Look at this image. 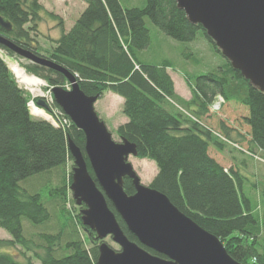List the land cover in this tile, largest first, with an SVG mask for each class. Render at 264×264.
Returning a JSON list of instances; mask_svg holds the SVG:
<instances>
[{"label":"trees","instance_id":"1","mask_svg":"<svg viewBox=\"0 0 264 264\" xmlns=\"http://www.w3.org/2000/svg\"><path fill=\"white\" fill-rule=\"evenodd\" d=\"M85 2L74 25L68 31L62 27L60 37L54 40L48 54L38 50L32 34L39 31L45 9L40 0H0V17L12 24L11 30L0 24V34L67 69L87 95L100 99L111 91L123 97V113L128 121L118 126L117 135L136 144L137 157L156 163L158 172L150 186L219 237L234 259L242 264H264V242L260 238L264 213L259 221L243 190V175L233 167L226 168L210 154L212 145L222 150L227 142L210 130L212 126L197 122L182 110L200 120L213 116L210 106L218 95L226 102L245 106L248 114L243 120L249 127L248 132L231 126L222 118L218 120V127L235 142L247 141L249 149L245 150L257 155L259 150L264 152V91L253 86L223 56L224 60L211 71L195 77L185 74L191 98L184 99L176 92L168 70L172 67L169 61L147 63L139 57L151 44L146 19L179 41L192 42L202 34L212 50L222 54L205 29L189 21L176 0H146L143 6H125L121 0ZM60 24L63 26V22ZM0 50L8 56L15 55L1 43ZM185 56L198 60L193 53ZM25 69L47 81L49 90L52 86L65 88L69 83L63 72L45 65L31 62ZM31 99L37 103L39 98H32L31 93L20 86L0 55V229L11 235L10 239L0 237V264H35V260L40 264H97L101 240L84 226L82 206L76 214L67 211L65 206L69 201L76 207L75 200L69 196L74 165L68 137L85 154V133L73 122L64 129L46 119L33 118L29 107ZM46 104L47 108L37 105L50 114L54 108H61L54 98L52 106L47 101ZM85 157L95 178L86 154ZM56 177L60 178V184L53 186L51 181ZM24 180L43 182L48 186L46 194L26 190L20 185ZM124 189L129 195L135 193L130 177H125ZM262 195L264 199V191ZM108 203L129 239L141 244L112 202L108 200ZM23 218L43 225L58 218L59 231L52 234L45 229L37 234L39 242H36L34 237L24 235ZM67 220H71L70 226ZM77 224L86 232L87 240L81 238ZM65 231L70 232L66 241ZM73 235L78 238L74 239ZM42 241L47 244L44 246ZM17 244L31 249L42 246L44 250L43 253L34 251L33 257L23 253L24 259L2 251ZM65 248L70 252L65 254Z\"/></svg>","mask_w":264,"mask_h":264},{"label":"water","instance_id":"2","mask_svg":"<svg viewBox=\"0 0 264 264\" xmlns=\"http://www.w3.org/2000/svg\"><path fill=\"white\" fill-rule=\"evenodd\" d=\"M176 2L190 22L205 29L233 68L264 91V0ZM0 24L6 30L12 28L2 17ZM0 43L15 55L63 72L72 85L71 89L52 86L51 92L65 114L85 133L84 150L95 178L82 148L68 137L74 164L70 189L76 205L82 206L84 226L101 240L97 264H242L219 237L184 214L165 194L143 184L129 160L131 155H138L136 144L126 138H113L96 111L98 96L87 95L76 77L51 59L2 34ZM37 104L47 108L45 98L40 97ZM125 177L133 180L136 191L132 195L124 189ZM108 200L143 246L129 239ZM109 236L119 250L107 242Z\"/></svg>","mask_w":264,"mask_h":264},{"label":"rangeland","instance_id":"3","mask_svg":"<svg viewBox=\"0 0 264 264\" xmlns=\"http://www.w3.org/2000/svg\"><path fill=\"white\" fill-rule=\"evenodd\" d=\"M40 1L44 5L45 9L42 11V20L38 25L39 31L33 32L32 34L37 40V42H35V45L39 47L38 50H40L44 54H48L55 44L54 40L60 37L62 33V27L67 31L71 29L76 19L83 11L82 8L84 7V4L86 2L85 0ZM121 2L125 6H143L146 3V0H121ZM51 13L57 15V17H53ZM146 21L151 31V44L147 49L140 52L139 57L147 63L158 64L166 60L169 61L172 64V67H169L168 70L174 79L176 90L180 94L183 95L186 92V87L188 88L184 77L185 74H188L190 77H195L196 75L206 73L215 69L217 65L224 60V57L222 55L217 54L212 50L210 43L205 37L202 36V34L198 37V39L192 42L179 41L163 33L157 26L152 23L149 18H147ZM62 22L63 26H61L60 24ZM186 53H193L198 58V60H195L190 56L186 58ZM0 55L5 59L9 67L11 61L19 62L24 68L27 65L31 64L30 60L18 55L8 56L4 50H0ZM20 86L27 92H30L21 84ZM48 87L49 84L46 81V84L42 87V94L36 97L45 98V100L52 106L53 97L51 90H49ZM31 95L32 98H35L32 93ZM31 102H34L37 105L34 99H31L30 103ZM123 105V97L111 91L106 92L104 96L98 99L95 103L96 111L98 112L100 118L106 123L108 129L112 132L113 138L116 141H121V138L117 135V129L115 125L116 123H119L122 118H126V115L123 113ZM29 107L33 118L45 119L44 117L37 116L35 114L32 104H30ZM40 108L44 109L43 107ZM44 110L49 115V121L51 114L46 109ZM110 114L113 115L114 119L109 118ZM247 114L248 110L245 106L236 102H225L219 112L213 113V118H211L210 120H208L207 118H203V120L201 121L206 125L212 126L214 131H218L221 134L222 132L219 131L218 127V120L221 118L227 120V122L231 126L239 127L241 130H245L246 132H248L249 127L244 123L243 120V117ZM223 136L227 137L226 135ZM220 139L222 140V138ZM229 140L234 144H238L239 148L228 142V145L222 150L212 145L210 148V154L212 156H215V154L217 153L226 155L232 162L235 170H238L243 175V190L250 198L253 211L258 217L259 221H261L264 213V199H262V194L264 191V152L259 150V152H257L258 156L251 155L246 151L249 149V144L247 142H242L241 140H238L237 142L231 139ZM129 160L132 162L135 170L140 175L143 184L149 186L153 177L157 173L158 168L156 163L152 160L142 159L133 155L129 157ZM70 166L71 163L69 164V167ZM51 184L53 186L60 184V178L56 177L51 181ZM20 185L24 186V188L28 191L33 192L34 190H39L38 192L42 193L43 195H45L46 190H48V186L43 182L24 180L20 183ZM69 190V196L73 198L70 187ZM65 206L67 211L74 212L75 214L79 211V206L75 204L76 207H74L73 204L69 201L67 203L65 202ZM22 222L24 235L30 239L31 237H34L36 242H39V237L37 234L43 233L45 229H48L47 232L50 231L49 233L52 234H55L59 231L58 218L51 220L46 225L33 224L27 218H23ZM71 223V220H67L68 226H70ZM78 227L80 229L81 236H83L81 238L87 240V234L84 229L79 225ZM263 232L264 229L261 230L260 234L262 242H264ZM65 233L66 234L64 235V240L66 241L68 240L67 238L70 232L65 231ZM0 237L10 239L11 235L6 230L0 229ZM72 237L76 239L78 238V235H73ZM106 240L114 249H120L119 245L116 244L110 236L107 237ZM44 242L45 241H42L40 243H43L45 246L47 243ZM88 245H90L89 241ZM38 247H33L31 249L17 244L16 246H7L2 249V251L7 250L15 255L17 254L20 259H24L25 256L23 253L31 257H33L34 251H37V253H43L44 247ZM69 252L70 250L65 248L64 253L67 254ZM35 264H40V262L38 260H35Z\"/></svg>","mask_w":264,"mask_h":264},{"label":"bare ground","instance_id":"4","mask_svg":"<svg viewBox=\"0 0 264 264\" xmlns=\"http://www.w3.org/2000/svg\"><path fill=\"white\" fill-rule=\"evenodd\" d=\"M10 68L15 74L19 83L24 86L27 90H29L34 95V97L42 94V87L46 84V81L44 79L34 74H29L26 69L17 61H11ZM30 104H32L34 112L37 116H41L44 118L49 117L45 110L38 107L34 102H31Z\"/></svg>","mask_w":264,"mask_h":264},{"label":"built area","instance_id":"5","mask_svg":"<svg viewBox=\"0 0 264 264\" xmlns=\"http://www.w3.org/2000/svg\"><path fill=\"white\" fill-rule=\"evenodd\" d=\"M66 89H71V85L70 83H67L65 85ZM225 99L222 95H218L215 100L213 101V103L210 106V112H219L223 106V104L225 103ZM182 109V108H181ZM187 115H189L192 119L196 120L197 122L203 124L206 126V124H204L200 119L196 118L195 116H193L190 112H188L185 109H182ZM51 121L53 123L54 126L56 127H61V128H68L70 127V125L72 124V120L70 119L69 116H67L65 114V112L61 109V108H54L53 114L51 115ZM214 134H216L219 138H222L223 141L232 143L227 137H224L223 134H221L218 131H214L213 129H210ZM234 146L239 148L238 144H234L232 143Z\"/></svg>","mask_w":264,"mask_h":264},{"label":"crops","instance_id":"6","mask_svg":"<svg viewBox=\"0 0 264 264\" xmlns=\"http://www.w3.org/2000/svg\"><path fill=\"white\" fill-rule=\"evenodd\" d=\"M85 6H86V3L84 4V7L82 8V10L85 8ZM81 10V11H82ZM80 11V12H81ZM172 76V75H171ZM185 87V86H184ZM176 88V87H175ZM185 93L182 95V94H180L177 90H176V92L182 97V98H184V99H190L191 98V90H190V88L188 87H186V89H185ZM211 117H212V115L211 116H209L207 119L208 120H210L211 119ZM109 118L110 119H114V117H113V115L112 114H110L109 115ZM213 118V117H212ZM126 121H128V118L126 117V118H122V120L119 122V123H116V129L118 128V126L120 125V124H122V123H125ZM237 128H239V127H237ZM243 132H246L245 130H242ZM249 131V130H248ZM234 134H236L235 132H234ZM244 142H247V141H244ZM211 148V147H210ZM258 156V155H257ZM215 157H216V159H218V161H220L226 168H230V167H233L234 168V166L232 165V162L230 161V159L226 156V155H223L222 153H217V154H215ZM235 169V168H234ZM157 172H158V169H157Z\"/></svg>","mask_w":264,"mask_h":264}]
</instances>
